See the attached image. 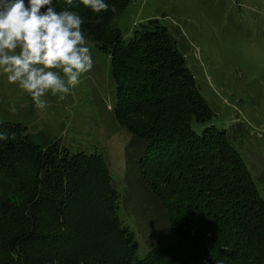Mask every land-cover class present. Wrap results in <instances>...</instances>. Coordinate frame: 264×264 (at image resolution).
Returning <instances> with one entry per match:
<instances>
[{
	"label": "trees",
	"instance_id": "trees-1",
	"mask_svg": "<svg viewBox=\"0 0 264 264\" xmlns=\"http://www.w3.org/2000/svg\"><path fill=\"white\" fill-rule=\"evenodd\" d=\"M128 1L93 13L74 0L71 10L110 57L126 165L140 148L136 165L167 228L138 259L104 158L41 147L19 123H0L15 135L0 141V264H264V201L249 169L224 130H192L212 112L168 29L148 20L125 42L113 27Z\"/></svg>",
	"mask_w": 264,
	"mask_h": 264
},
{
	"label": "rangeland",
	"instance_id": "rangeland-1",
	"mask_svg": "<svg viewBox=\"0 0 264 264\" xmlns=\"http://www.w3.org/2000/svg\"><path fill=\"white\" fill-rule=\"evenodd\" d=\"M153 19L168 29L211 109L208 121H191L192 130L198 135L210 126L224 130L264 201V0H129L111 24L129 42ZM88 41L93 69L64 101L57 103L49 96L51 106L44 110L36 109L30 97L0 76V123H19L41 147L57 143L70 154L104 158L119 195L117 215L133 234L137 258L142 260L154 235L165 232L166 217L136 165L140 148L126 165L130 133L116 118L110 57L89 37ZM12 101L15 113L8 110Z\"/></svg>",
	"mask_w": 264,
	"mask_h": 264
},
{
	"label": "clouds",
	"instance_id": "clouds-1",
	"mask_svg": "<svg viewBox=\"0 0 264 264\" xmlns=\"http://www.w3.org/2000/svg\"><path fill=\"white\" fill-rule=\"evenodd\" d=\"M57 11L56 0H0V76L30 97L36 109L49 108L73 94L81 77L94 67L83 18L71 10L74 0ZM93 13L107 11L106 0H79ZM11 113L17 111L10 102ZM15 139L0 130V141Z\"/></svg>",
	"mask_w": 264,
	"mask_h": 264
}]
</instances>
